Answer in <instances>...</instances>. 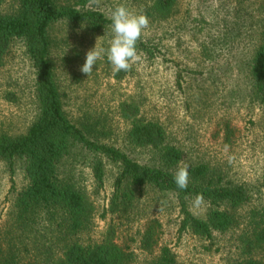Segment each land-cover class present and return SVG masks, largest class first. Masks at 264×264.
Masks as SVG:
<instances>
[{"label":"rangeland","instance_id":"obj_1","mask_svg":"<svg viewBox=\"0 0 264 264\" xmlns=\"http://www.w3.org/2000/svg\"><path fill=\"white\" fill-rule=\"evenodd\" d=\"M152 1L94 0L93 8L111 20L117 4L147 15ZM258 1L174 0L165 16L149 11V27L138 41L145 49L137 46L139 59L129 71L116 74L106 57L97 61L90 75L80 71L95 43L108 47L111 25L102 34L62 22L50 27L54 79L72 123L142 165H156V156L149 148L129 144L127 132L132 120L157 123L165 142L181 153L174 173L182 164L205 165L221 184L242 185L249 193L247 202L228 210L231 226L203 239L179 231L177 202L170 193L146 189L130 209L111 213L117 165L102 159V183L97 186L91 155L75 151L63 169L93 210L88 227L75 233L73 242L90 246L108 239L130 254L127 264H152L161 246L169 248L176 264H234L246 257L264 263V248L255 241L249 223L251 210L264 207V112L251 94L249 75L260 40ZM14 8L15 0H5L0 13ZM34 81L24 48L14 41L0 67V136L23 135L36 118ZM24 185L17 169L9 175L0 162V259L51 264L63 254L55 230L41 218L30 227L15 217L13 201ZM193 200L187 199V210L203 219L210 207L205 201L194 207ZM149 220L159 227L155 246L146 250L140 239Z\"/></svg>","mask_w":264,"mask_h":264},{"label":"trees","instance_id":"obj_2","mask_svg":"<svg viewBox=\"0 0 264 264\" xmlns=\"http://www.w3.org/2000/svg\"><path fill=\"white\" fill-rule=\"evenodd\" d=\"M4 1L0 0V5ZM93 1L15 0L11 13H0V67L11 43L20 42L34 74L37 110L36 118L23 135L0 136V162L4 163L9 175L17 169L25 180L13 201L18 223L32 227L38 224L36 219L41 218L61 239L63 254L51 264H127L130 259L129 253L108 239L90 246L71 240L75 233L88 227L93 210L84 191L70 182L63 169L64 162L75 151L91 155L90 169L97 186L102 183V159L117 165L109 200L111 213L130 209L146 189L170 193L177 202L179 231H187L199 238L209 239L212 231L228 229L232 224L228 210L249 199L244 186L221 184L220 178L205 165L189 167L188 187L179 189L173 179V170L180 162L181 153L165 142L164 132L157 123L132 120L127 132L129 144L149 148L156 156V165H142L125 152L98 142L67 118L54 79L48 30L62 22L91 34H102L111 25V20L93 8ZM173 2L153 0L147 8L148 13L165 16ZM257 9L261 16L260 40L249 63V75L251 94L264 112V0L258 1ZM137 46L145 49L141 42ZM261 188L264 190V176ZM197 194H203L210 207L203 219L194 217L186 208L187 199L195 198ZM249 215L252 235L264 248V207L251 210ZM158 227L155 220L146 222L140 239L143 249L155 246ZM0 264L17 263L13 258L5 257L0 259ZM152 264H176V261L169 248L161 246ZM234 264L264 263L246 257Z\"/></svg>","mask_w":264,"mask_h":264},{"label":"clouds","instance_id":"obj_3","mask_svg":"<svg viewBox=\"0 0 264 264\" xmlns=\"http://www.w3.org/2000/svg\"><path fill=\"white\" fill-rule=\"evenodd\" d=\"M96 2L98 3L99 0ZM149 23L147 15L142 10L136 12L131 10L126 3L117 4L111 13L113 35L108 42V47L105 48L95 43V46L87 51L85 62L80 71L86 76L90 75L97 61L104 60L105 57L112 65L113 74L129 71L132 62L139 59L137 43L144 31L148 29ZM225 148L227 149V145ZM173 179L179 189L186 190L189 183V165L179 166ZM203 202V194H197L193 200V206L198 207Z\"/></svg>","mask_w":264,"mask_h":264}]
</instances>
